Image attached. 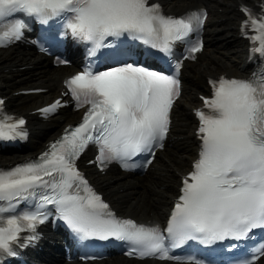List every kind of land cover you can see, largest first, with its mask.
Wrapping results in <instances>:
<instances>
[{
	"label": "snow or ice",
	"instance_id": "1",
	"mask_svg": "<svg viewBox=\"0 0 264 264\" xmlns=\"http://www.w3.org/2000/svg\"><path fill=\"white\" fill-rule=\"evenodd\" d=\"M243 11L247 19L242 27L250 22L259 30L251 39L264 41V15L256 18L247 8ZM18 15L36 17L42 23L53 18L63 21L75 38L91 43L90 56L109 46L107 37L125 33L171 53L172 44L198 32L206 17L203 10L183 17L166 15L149 0H0V46L22 37L27 25L14 18ZM202 47L200 40L192 43L185 59H195ZM255 51H264V44ZM127 55L117 52V56ZM181 67L177 61L176 74L166 75L137 62L118 60L117 66L106 71L87 67L65 81L76 106H87L82 122L69 126L38 159L0 169V253L15 255L12 246L21 233H30L23 237L26 242L36 240L38 225L50 214L49 205L80 238L127 241L128 254L141 259L206 264L195 255L181 258L170 250L189 240L206 246L228 239L241 241L249 239L254 229H264V74L259 79L254 75L253 79L209 81L213 95L203 98L209 111H196L199 158L182 181L165 228L116 216L76 168V159L90 142L98 146L96 159L101 166L117 160L131 169L141 166L130 162L138 154L154 156V149L163 147L170 111L180 94ZM62 106L56 100L42 111L47 114ZM24 124L23 118L0 116V139L24 137ZM251 255V259L238 258L235 264H254L264 255V243Z\"/></svg>",
	"mask_w": 264,
	"mask_h": 264
},
{
	"label": "bare ground",
	"instance_id": "2",
	"mask_svg": "<svg viewBox=\"0 0 264 264\" xmlns=\"http://www.w3.org/2000/svg\"><path fill=\"white\" fill-rule=\"evenodd\" d=\"M171 10L180 11L190 5H208L211 9L207 25L208 50L203 51L196 63L190 64L188 71L195 75V80L185 81L183 93L177 100L176 115L180 119L174 123L171 138L161 156L153 161L151 168L141 177H127L116 171L105 175H93L96 182L113 199L115 206L125 213L145 218L161 217L169 208V199L176 194L178 184L177 171L185 172L190 168L191 159L196 154V139L193 132L194 121L190 114L191 107L197 105L194 92L202 91L204 78L222 72H237L239 67L234 61L241 53V43L236 39L232 24L240 20L235 6L240 1L250 0H163ZM222 9V12L219 10ZM33 64L29 71L22 66ZM71 67H52L42 54L32 50L18 49L12 54L8 50L0 49V82L3 93L12 92L31 85L50 86L48 92L38 96H11L10 107L15 112H28L44 101L58 96L62 77ZM45 82V83H44ZM52 84V85H50ZM69 113V111L67 112ZM71 113L70 116H74ZM71 118L66 120L70 122ZM38 135L30 142L27 154L36 152L42 144L52 138L64 126L59 123H39L33 121ZM26 154V155H27ZM16 158L0 152V162ZM53 264H79L63 262L61 258H53ZM84 264H142L130 261L122 256L104 259L101 262H87ZM144 264H171L144 261ZM261 264H264V258Z\"/></svg>",
	"mask_w": 264,
	"mask_h": 264
}]
</instances>
